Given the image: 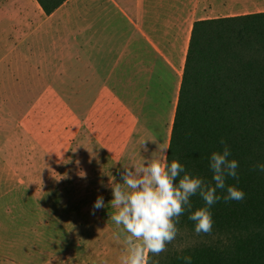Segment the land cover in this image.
Returning <instances> with one entry per match:
<instances>
[{"label": "crops", "instance_id": "0c3cea01", "mask_svg": "<svg viewBox=\"0 0 264 264\" xmlns=\"http://www.w3.org/2000/svg\"><path fill=\"white\" fill-rule=\"evenodd\" d=\"M262 11L264 0H67L48 14L38 0H0V105L11 103V88L64 89L69 103L132 105L139 115L173 105L175 118L194 23ZM152 149L125 151L135 161ZM112 198L95 213L89 205L81 222L87 232L95 219L99 264L127 254L109 220ZM89 249L82 264L91 263Z\"/></svg>", "mask_w": 264, "mask_h": 264}, {"label": "rangeland", "instance_id": "374dc122", "mask_svg": "<svg viewBox=\"0 0 264 264\" xmlns=\"http://www.w3.org/2000/svg\"><path fill=\"white\" fill-rule=\"evenodd\" d=\"M9 97L0 105V264H82L87 244L99 264L95 219L87 232L81 224L86 209L112 196L102 185L120 180L127 147L149 137L151 156L169 145L174 106L139 115L132 105L69 103L64 89L11 88Z\"/></svg>", "mask_w": 264, "mask_h": 264}, {"label": "trees", "instance_id": "16d2710c", "mask_svg": "<svg viewBox=\"0 0 264 264\" xmlns=\"http://www.w3.org/2000/svg\"><path fill=\"white\" fill-rule=\"evenodd\" d=\"M50 14L67 0H38ZM221 139L239 160L243 202L219 201L212 209L214 237L196 236L186 212L181 234L158 257L160 264H183L177 247L193 264H264V11L194 23L167 150L186 168L211 180L209 157ZM228 184H236L229 179ZM193 210L203 206L192 197Z\"/></svg>", "mask_w": 264, "mask_h": 264}, {"label": "clouds", "instance_id": "9594fccd", "mask_svg": "<svg viewBox=\"0 0 264 264\" xmlns=\"http://www.w3.org/2000/svg\"><path fill=\"white\" fill-rule=\"evenodd\" d=\"M148 140L156 141L145 137L141 141L145 151ZM220 144L222 150L209 157L211 180L189 171L178 158L169 162L170 145L159 144L151 156L142 155V159L123 163L119 181L110 176L108 183L102 185L112 192L108 206L114 211H110L109 220L126 234L122 246L127 254L122 264H160L154 258L181 234L180 218L186 212L196 236L214 237L213 207L222 199L226 203L244 201L245 192L238 187L239 160L233 158L231 146L225 140L221 139ZM253 170L264 175V163L254 165ZM230 178L236 184H228ZM197 195L203 206L193 210L192 197ZM105 207L100 195L93 204V213ZM186 247H177L178 259L183 264H193V256L184 254Z\"/></svg>", "mask_w": 264, "mask_h": 264}]
</instances>
